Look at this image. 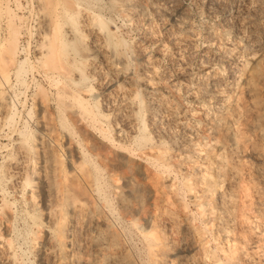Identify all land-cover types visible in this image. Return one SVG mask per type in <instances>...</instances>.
I'll return each instance as SVG.
<instances>
[{
	"label": "rangeland",
	"instance_id": "obj_1",
	"mask_svg": "<svg viewBox=\"0 0 264 264\" xmlns=\"http://www.w3.org/2000/svg\"><path fill=\"white\" fill-rule=\"evenodd\" d=\"M80 1L0 0V101L9 107L0 106V210L9 199L15 214L0 264L40 258L14 167L41 165L34 150L46 148L49 162L71 170L80 147L102 168L105 264H264V0ZM62 2L75 12V37L53 20ZM92 11L109 39L88 25ZM80 99L107 115L106 136L77 122ZM88 229L75 231L79 258L62 264L97 251L99 228Z\"/></svg>",
	"mask_w": 264,
	"mask_h": 264
},
{
	"label": "bare ground",
	"instance_id": "obj_2",
	"mask_svg": "<svg viewBox=\"0 0 264 264\" xmlns=\"http://www.w3.org/2000/svg\"><path fill=\"white\" fill-rule=\"evenodd\" d=\"M44 1H48V0H44ZM51 1H54V0H51ZM64 1H68V0H64ZM75 1L77 2L78 6L81 4L80 0H75ZM49 2H50V0H49ZM111 2L114 4L116 2V0H111ZM52 6H54V5H52ZM61 6H62L61 10H59V11L56 10V13H55L56 15L53 14V12L51 11L53 16H55L53 18V20L55 21V23L58 26L60 25V21L62 19H63V21L69 23L72 28L69 29L66 32V34L67 35L69 34V36L71 34V35H73V37H75L74 33L79 31V28H76V26H74V23L76 21L75 16H74L75 12L70 11L64 5L63 2L61 4ZM88 8L90 9L89 6H86V9H88ZM162 12H163V10H162ZM50 15H51V13H50ZM45 16H44V19H45ZM86 16H87V14H86ZM60 17H62V19H60ZM42 18H43V16H42ZM46 18H49V17H46ZM87 18H88V20H87L88 25L90 24L91 27L93 26V27L99 28L100 32L105 34V37L107 36V38H108V36H110V30H109L108 23L105 21V19L101 13H95L92 11V12H90V15L88 14ZM51 20H52L51 18L48 19V21H47V19H45V21H47L46 23L50 22ZM87 21H85V22H87ZM73 26L75 29L73 28ZM60 35H61V33H59L57 39L60 38ZM15 43H16V37L14 36L9 40V44L13 45ZM114 48H115V50L117 49L116 47H114ZM116 51H118V49ZM8 52H9V58L13 59L16 55V51L15 50H9ZM79 59H80V57L77 55L73 59L74 60L73 63H75ZM17 64H18V66L16 65L17 67L16 66L15 67H16V72L18 74L17 76H19L20 72L24 68V61L17 62ZM7 102L8 101L6 100V97H1L0 106L3 108L6 107L5 109H7V107H8ZM77 103L80 105V108H81L80 112L78 113L79 115L77 118V122L79 124H82V126H84L87 131L91 130L92 132H98L100 134V137L102 138V134L105 135L104 127L107 126V122H106L107 115L100 109V107H98V105H97L98 103L96 104V101H95V103L90 104V103L80 99L79 101H77ZM142 104H143V102H142ZM141 107H143V106H141ZM8 109H9V107H8ZM12 117H13V114L8 113L5 120L7 119L6 121L10 122ZM43 126H44V129L47 130L46 126L45 125H43ZM45 130L43 131V134L40 135V138L42 141V142L39 141L42 144L41 148L43 147L44 144H46L44 141L48 140L47 137H45L47 135V132ZM22 136L24 138L25 135H22ZM17 140H19V139H17ZM20 140L22 143L26 142V138H24V140H25L24 142L22 140V137H20ZM148 141H151V140L147 136H141L139 139V143L141 145L143 143H147ZM21 142H19L20 147L22 145ZM24 144H23V148H26V150H27L26 143H24ZM39 146H40V144H39ZM20 147H17V148L21 149L22 147L21 148ZM28 147H30V146H28ZM30 148H28V150H27L28 152H29ZM80 148L81 149H78V150H79V153L81 155V156L79 155L81 160L78 161L77 164L71 168V170H66L62 166H56L54 163L49 162L50 160L47 158V155H46V151H47L46 148H45L46 151L44 150V148L39 152L37 150H34V151H36V154L38 155L39 162H40V158H41V165L39 164L38 166H36V164H37V163H35L36 159H35V162H31V160L28 158L30 160L29 163L26 162L27 164H23L20 167H14L15 170L10 168V169L14 170L13 172L10 171L11 174L9 175V178L11 181V187H12L14 192H15V190L18 191V195L20 197V198L18 197V199L22 202L21 205H23L22 207H24L23 211L26 213V215H28V218H29L28 219V225L26 224L29 227V229L27 230L28 231V234H27L28 237H26V239H28V241L30 243L29 245H31V247L33 249H36L37 252L39 253V256H40V258L38 260L39 264H45V260H46L45 257L48 255L52 256V258H54L56 261H58L59 264H62L65 261H73L74 259H76L78 256L75 258L76 255L73 253L75 250L72 252V246L74 245V241H75L74 236L76 235L75 231L78 228V226H80L81 229H83V230L85 229V231H86V229L89 230L88 227L92 224L93 225L95 224L96 228L97 227L99 228L97 236L95 238H93L94 241L96 240L98 243L97 244L98 248L95 247L97 249V251L94 249V253H92L91 255L88 254L89 256L87 258H85V256H87V254L85 256L83 255L84 259L81 257L82 260H79L78 262H79V264H105L102 261V260H104V259H102V254H103L104 250H106L105 249L106 246L103 248L104 250L102 249V246H104V244L102 245V242H103L102 241V235H103L102 234V231H103V229H102V218H103L102 208L103 207L102 206H104L105 204L102 205L101 199L102 200L104 199V202H105V200L107 198L106 197H105L106 199L102 198V182H101V180H102V177H101L102 168L100 169V164H98V162L91 161L92 159L90 160V154H88V152L85 148H83V147H80ZM31 150L33 152V148ZM24 151H25V149H23L22 153L26 152V151L25 152ZM19 153H20V155L22 154L21 151H19ZM26 154H28V153L26 152ZM33 154H35V152ZM22 155H24L26 157L25 154H22ZM37 155H35V156H37ZM28 156H30V155H27V157ZM27 157H26V160H25V158H23V160L27 161ZM19 158H18V160H19ZM35 158H37V157H35ZM15 161L13 163L14 165H15ZM18 162H20V161H18ZM32 163L35 165H33ZM30 173H32L33 175L34 174L36 175V184L31 182L32 180L30 179V176H31ZM8 191H10V190H8ZM3 199H4V197H3ZM16 199L17 198H15L14 201H16ZM12 205H13V201H11L9 199H5V202L3 203V206H2V210H0L1 211L0 220H1V222H4L3 224L5 226L4 231L0 232V239H1V242L6 244L7 246L10 245V238H11V237L9 238V236H10L9 226L10 225H8V223H10L11 220H13V218L15 217V214L13 213ZM0 208H1V206H0ZM26 218H27V216H26ZM105 220H107V219H105ZM145 220H146V222H148V219H145ZM134 225H136V224H134ZM80 227L78 228L79 230L76 232H80V230H81ZM11 228H12V226L10 227V229ZM111 228L112 227H110V229ZM94 229H95V227H94ZM96 230H98V229H96ZM91 231H92V229H91ZM82 233L81 234L78 233L79 236L85 234V232L83 234ZM90 235H91V233H90ZM86 237H84V238H86ZM106 239H109L112 242L116 241V238L113 234H111ZM11 241H12V239H11ZM106 245H107V243H106ZM8 247H10V246H8ZM102 250H103V252H102ZM77 255H78V253H77ZM110 256H112V255H110ZM107 257H109V256H107ZM51 261H52V259H51ZM58 262H57V264H58ZM46 264H48V263H46Z\"/></svg>",
	"mask_w": 264,
	"mask_h": 264
}]
</instances>
